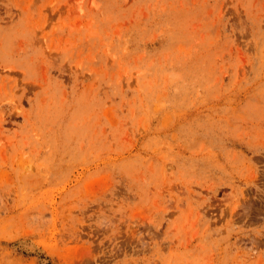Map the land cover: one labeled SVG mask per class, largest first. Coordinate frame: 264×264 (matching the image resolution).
Returning <instances> with one entry per match:
<instances>
[{"label": "rangeland", "instance_id": "374dc122", "mask_svg": "<svg viewBox=\"0 0 264 264\" xmlns=\"http://www.w3.org/2000/svg\"><path fill=\"white\" fill-rule=\"evenodd\" d=\"M0 264H264V0H0Z\"/></svg>", "mask_w": 264, "mask_h": 264}]
</instances>
